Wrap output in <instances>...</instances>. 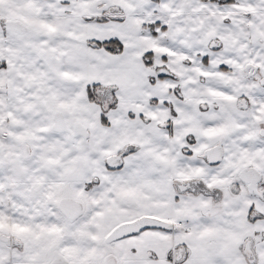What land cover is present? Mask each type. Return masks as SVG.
<instances>
[{
    "label": "crops",
    "instance_id": "0c3cea01",
    "mask_svg": "<svg viewBox=\"0 0 264 264\" xmlns=\"http://www.w3.org/2000/svg\"><path fill=\"white\" fill-rule=\"evenodd\" d=\"M195 2L0 0V264H264V3ZM91 84L115 88L107 124ZM142 217L174 229L106 241Z\"/></svg>",
    "mask_w": 264,
    "mask_h": 264
},
{
    "label": "water",
    "instance_id": "95a60500",
    "mask_svg": "<svg viewBox=\"0 0 264 264\" xmlns=\"http://www.w3.org/2000/svg\"><path fill=\"white\" fill-rule=\"evenodd\" d=\"M262 135H264V131H262ZM207 162L211 165L217 164L222 161L223 159V147L222 145L215 146L214 148L210 149L207 152ZM107 165L110 169L116 170L122 167L123 165V155L118 154L114 155L108 158L107 160ZM245 174H250L246 173ZM243 173L240 176V179L242 182L245 184H251L253 182L259 181L260 176L256 175V173H251L252 175L247 177ZM195 185H197V182H191L190 184L185 186V189H191L195 190ZM75 208V209H74ZM78 208L76 205L72 206V214H76L78 212ZM149 229H162V230H173V224L166 222L161 219L153 218V217H142L138 220L132 221V222H127L123 223L119 226H117L107 237L106 241L108 243L115 242L117 240H120L122 238L132 236L139 234L145 230ZM13 244H19V241L16 239H12Z\"/></svg>",
    "mask_w": 264,
    "mask_h": 264
},
{
    "label": "rangeland",
    "instance_id": "374dc122",
    "mask_svg": "<svg viewBox=\"0 0 264 264\" xmlns=\"http://www.w3.org/2000/svg\"><path fill=\"white\" fill-rule=\"evenodd\" d=\"M103 1V0H102ZM119 1V0H117ZM123 2V1H121ZM120 2V3H121ZM159 2H161V4L165 7L164 9L166 11H175L178 10L177 12H180L182 10H191L194 9V7H197V5L195 4V0H159ZM204 2L206 3V5H204L205 7H209L215 10H219V12H228L229 10H233V8H242V9H255L256 6H259V2L260 0H232L231 2H228V0H204ZM102 2H99L100 6ZM104 3H107V1H105ZM264 3V0H263ZM264 5V4H263ZM141 7V6H140ZM140 7L138 8H133V9H140ZM92 10H90L91 12L93 11L94 7H91ZM126 8L128 9V6H126ZM126 8H122L123 10H125ZM219 8V9H217ZM113 9L115 10V8H103L102 13L101 14H112ZM119 11L122 12V10L120 9ZM120 12V13H121ZM115 13V12H113ZM116 14H112V16L110 17H117L115 16ZM105 15L101 16V18L105 19ZM95 20H99V18H95ZM166 24L165 22L160 23L159 27L156 28V30H158V32H163L164 30H162V27H164L163 25ZM20 31V30H19ZM145 33H151V30H144ZM221 47V46H220ZM219 47V48H220ZM221 49V48H220ZM158 52L160 53V48H156L154 49V52ZM161 54V53H160ZM194 57L193 53L187 52V54L185 55V58L192 62V58ZM226 59V57H225ZM163 69L167 68L166 66L162 67ZM230 68L226 67V66H221V68H218V70L220 71H229ZM249 72L252 70V74L256 75L257 71H255L257 68L253 65V64H249L248 66ZM163 72V70H162ZM255 78V80L259 79V77H253ZM92 85V84H91ZM4 90L3 88L0 89V134L5 133L6 130V123H5V97H4Z\"/></svg>",
    "mask_w": 264,
    "mask_h": 264
},
{
    "label": "trees",
    "instance_id": "16d2710c",
    "mask_svg": "<svg viewBox=\"0 0 264 264\" xmlns=\"http://www.w3.org/2000/svg\"><path fill=\"white\" fill-rule=\"evenodd\" d=\"M118 19V18H117ZM122 19V18H121ZM106 20V19H104ZM160 24H151L147 25L144 30L148 29L151 30L153 34H157L156 28L159 27ZM162 30H166V27H162ZM89 44L93 48H103L111 53H121L123 51V44L116 40H109V41H91ZM154 53L149 52L144 55L145 64L149 67L153 66L154 64ZM166 76H159V79L165 78ZM152 81L154 82L155 79L153 78ZM115 88L114 87H107L102 86L100 84H92L87 87V95L88 99L93 103H99L103 106V123H108V113L110 110L114 109L117 105V101L114 96Z\"/></svg>",
    "mask_w": 264,
    "mask_h": 264
},
{
    "label": "flooded vegetation",
    "instance_id": "af4514ba",
    "mask_svg": "<svg viewBox=\"0 0 264 264\" xmlns=\"http://www.w3.org/2000/svg\"><path fill=\"white\" fill-rule=\"evenodd\" d=\"M232 0H228V2H231ZM117 13V12H116ZM115 16H117V14L115 15ZM118 17V16H117ZM119 18V17H118ZM264 131V130H263ZM252 174L250 173V174H245V176H247V177H249V176H251Z\"/></svg>",
    "mask_w": 264,
    "mask_h": 264
}]
</instances>
